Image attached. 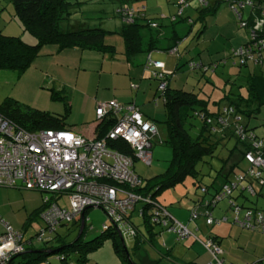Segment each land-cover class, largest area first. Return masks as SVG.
Instances as JSON below:
<instances>
[{
    "label": "rangeland",
    "instance_id": "obj_1",
    "mask_svg": "<svg viewBox=\"0 0 264 264\" xmlns=\"http://www.w3.org/2000/svg\"><path fill=\"white\" fill-rule=\"evenodd\" d=\"M78 1H80L79 6H76L78 12H75L70 16V24H75L74 19L78 17L82 18L81 21L89 26H100L108 31L115 32L121 28L122 20L114 10L115 4L119 5V2L113 0ZM174 1L176 0H173V2L172 0H142V4H140V6H145L147 19H155L160 16L171 15L172 13L169 11V7H172ZM187 1L188 5L183 7L184 13L182 17L186 14L190 15L194 24L192 25V28L190 27V35L182 41H184L183 44L186 42L191 50L184 52L182 56L183 59L181 58V62H184V65L177 69H175L176 67L174 65V61L177 59L176 56H172V54L169 55V60L172 59L171 65H173L171 67L172 69L169 70V80L171 81V86L175 88H183L184 90L194 91L203 89L205 93L210 95L212 94L208 107L215 109L218 104L221 106L220 108H222L223 105L226 104V102L220 98L222 96V88H225L226 90H236L237 86L242 82V79H240V81H235V83L232 84L231 81H226L224 73L233 71L236 72L239 68L238 66L231 65L230 62L222 64V61H220L215 67L214 64L216 61L213 62V65H211L209 70L205 72L203 71L204 68L191 69L189 67V60L187 62L186 60L189 58L199 59V57H197V52L200 50L202 51L208 44V41L204 39H208V35L210 33L217 31L221 22H216L214 15H211L210 13L204 14L201 19L202 13L200 10L203 6H201L200 1L186 0V2ZM6 2L7 0H3L2 5H5ZM134 4L139 6L137 3ZM224 7L226 8V6ZM4 10L5 9H2V11ZM216 13H219L218 15L220 16L225 15L221 11H217ZM231 15L232 21H234L231 29H242L244 31L245 38L248 39L249 34L246 29L239 26L233 12H231ZM163 21L167 22L168 19L166 18V20ZM203 24L207 27L203 32L199 33L200 42L196 45L197 47L193 46L194 40L192 41L191 39L203 28ZM167 25H169V23ZM190 28L186 27L184 29L185 34H187V31ZM154 30L155 29L152 31ZM27 35L29 36H26V38L32 37L31 39L35 41V38L31 34L28 33ZM30 42L31 40L28 39L27 43ZM104 43L113 44L115 46L116 58L119 54L121 55L123 52L122 50H124L123 40L121 36L117 34L106 36L104 38ZM177 43L178 46L181 47L179 48V51H182L181 49L183 46L181 45V40L180 42L177 41ZM48 47L52 46L44 45L40 48L37 56L22 71L17 69L0 68V103L6 97H12L27 107L47 110L51 113H60L63 111V101L58 99L55 94V91L59 90V84L64 83L65 85L70 86L68 81L75 84V79L77 77L76 74L84 73L88 75V77H85L83 80L90 83L85 84L81 91L74 89L76 95L71 106V116H73L78 113L80 107L83 105V101L86 99L84 97L88 96L87 98H92L93 92L98 85L100 88L102 82L110 77V74L107 71L109 63L105 62V60L102 61V54L95 50H85V56L83 55L84 58L81 56L80 59L78 58L73 62L72 58H64L62 56L63 52L60 54L61 56H58L57 54L47 53L46 50L42 51V49H47ZM77 51L81 52L82 50L79 49ZM90 52L93 54L91 57H88L89 60H86L85 57L87 53L89 54ZM163 55L166 57V52H164ZM194 62L198 63V61ZM248 63L253 62L250 61ZM115 65L117 66L118 63L115 62ZM174 69L175 73H171ZM214 69L215 71L213 72ZM260 70L261 69L257 67L258 73ZM242 71L244 72L245 68H242ZM261 72L264 73V69H262ZM89 77H91L92 80ZM207 79L210 80L206 81ZM80 82L81 80L78 81V84ZM240 89L241 91H244L243 87ZM82 93H84L85 96L82 95ZM68 94L70 99H72L73 94ZM157 98L160 99V103L163 105L161 97L159 96ZM212 100H215L216 103L212 102ZM90 107L91 103L89 99H86L83 108L88 109ZM69 117L70 116L68 115L66 121H69ZM93 119L95 118L93 117L92 120ZM164 119L165 115L163 119H161V117L157 119L159 129L158 139L160 140H157L158 142L154 141L155 143L153 142L154 152L152 155L151 165H146L140 160L135 161L133 164V169L140 178H148L154 174L164 171L172 157L171 148L164 143L166 137V124L163 122ZM246 119L247 118L242 117L241 122L245 123ZM263 119L264 105L257 117L249 120V127H252L251 120H254L255 123H260ZM187 121L191 124L189 132L192 136H194L198 129L199 120L197 118L190 117ZM263 128V124L256 127L253 126L248 132L253 133V135L255 134L256 138L264 141V135L262 134L264 132ZM233 142L234 139H230L227 146H219L217 148L213 157H206L204 161L199 162L196 165V168L199 170L198 179L201 181L200 184H203L208 188L207 193L202 192L200 187L195 185L193 178L190 175H187L183 181L163 188L157 195V202L161 205V209L164 210L166 214L162 215L160 220L161 224L153 223V230H158L160 228H163V230L159 234L155 235L153 244H149L148 241L142 243V253L146 254L151 259L158 258L159 254L162 252L161 250H164L162 239L165 238V240L170 242V246L174 248V256L182 259L183 262L190 261L195 257V253H201V260L204 263L207 262L206 264H215L217 258H221V254H218L216 258L204 246V243H206L205 241L208 239L206 236L210 233L216 234L224 242L226 248H221L222 254L228 258L227 260L233 262V264H264V231L243 228L234 224L232 221L234 211L230 206H228L229 199L227 197L218 200L215 205L211 203L208 207L211 217L215 220L213 224H208L206 222V216L204 215L206 212L204 207V203L206 202L205 200H212L213 193L215 192L214 188H220V190H222L224 188V184L228 181L237 183V186L231 192L232 197H234L235 193L242 194L235 198V203L264 211V185L261 184L260 180H257L254 177L251 179L254 183L253 186L255 188V192H250V190L246 189L247 182H249L248 179L251 177L247 172L250 169V163H248V161L240 159L237 167H235L229 174L230 180L228 181H225L222 174L217 172L223 163L222 159L227 155L228 151L226 149H230ZM254 169H257V167H254ZM241 174H243V177L238 180L237 177ZM49 195L50 193H42L39 190L0 186V216L3 220L8 222L14 230L22 231L24 239L32 237V242L37 244V233L44 230L45 222L39 214L40 210H36L35 213L32 211L41 205L43 196ZM135 208H138V210L136 211L135 209L132 213V221L140 228L143 234L146 233V236H148L143 224V217L138 215V211L141 208V202H138L135 205ZM193 209H196L197 213L200 214L198 219H191V211ZM222 217H225L227 220L222 221ZM173 220L182 226H185L189 232H191V228H194V226L195 228L197 227L196 230L194 229V234L191 232L193 236L191 234L183 237L179 235L177 236L176 232L171 229H167V226L174 224ZM108 222L109 218L103 209L98 207L88 208L85 217V230L82 234L83 238L89 239L100 233L102 231V225L107 224ZM187 224H189L190 227H187ZM56 228L60 242H69L74 240L79 233V227H73L71 224L58 225ZM176 228L179 230V227ZM1 229L2 228L0 227V230ZM46 235L48 236V234L44 232V236ZM123 243L129 250L131 259L137 261L135 253H133L134 251L131 249L133 238L123 233ZM70 255L73 261L76 260L77 255L75 253L72 252ZM51 257H55V255H52ZM86 257L88 258V262L90 264H122L120 258L113 251L110 238L103 239L101 245L86 253Z\"/></svg>",
    "mask_w": 264,
    "mask_h": 264
},
{
    "label": "trees",
    "instance_id": "obj_2",
    "mask_svg": "<svg viewBox=\"0 0 264 264\" xmlns=\"http://www.w3.org/2000/svg\"><path fill=\"white\" fill-rule=\"evenodd\" d=\"M138 1L139 0H132L127 3L124 1L121 3V1H119L120 3L117 5L115 12L121 18L122 25L119 30L112 32L105 30L100 26H89L81 21L82 18L78 17L74 19L75 24H70V16L73 13L78 12V9L76 8L80 3L78 0H10L14 18L18 20L25 31L35 38V41L27 43V41L23 40L19 35L4 34L0 31V68L17 69L19 71L24 70L37 56L38 51L44 45H55L56 50L79 48L91 49L99 53L108 52L114 54L115 46L113 44L104 43V38L113 34L121 36L124 44L123 53L127 57L133 56L142 50L144 30L158 27L161 20L166 18L171 23H174L177 20V18L171 19L172 16L177 15V11L173 15L147 19L144 11L145 9L142 7L143 5L140 7L132 4L137 3ZM176 1L174 2L177 5ZM217 1V3H225L232 10L239 26L247 29L249 38L240 46L231 48L227 55L216 61L214 67L217 66L220 61H222V64L230 62L231 65L238 67L245 66L250 61H262L261 54L264 49H258L257 46H255V39L251 38L250 32L254 17L260 16L258 5L262 0H250L252 1L254 11H249L245 19L243 16V10L239 8L234 12L232 8L233 6H236V3L239 0ZM201 6H203L200 10L202 13V19L204 14L209 13L210 10L212 12L213 10L210 9L212 6L209 5L207 0H203ZM177 8H179V6ZM183 13L184 10L182 8L179 16L183 15ZM239 14H241L240 20L238 17ZM243 20L245 21V25L242 26L241 22ZM190 22L191 21L188 23ZM203 27H205V24H203ZM258 35L259 37H264V27ZM172 48L176 49V47H171L169 48V51ZM238 48L245 50L251 49L252 52L255 53V58L248 59L244 63H239L237 58L232 56L231 52ZM176 53L177 52L175 51L171 54ZM189 62L194 61L192 60ZM212 63L208 67L206 64L201 63L200 68L206 67V69H208L213 65ZM262 63L264 64L263 61ZM148 69L158 70L155 67H150ZM156 72H161V70ZM236 75L238 77H236L234 81H231V83L233 84L235 81H240V79H242L241 84L237 86L236 90H225L222 88V96L220 98L223 99L226 104H224L222 108H220V106L219 108L211 109L208 107V97L210 94L205 93L203 89L194 91L170 87L168 83L170 74L165 73L163 78H159L155 74V77L158 80V85L162 81L166 83V87L163 90L158 89V92L160 93L165 110V119L163 122L166 124L167 132L164 143L171 148L172 157L164 171L148 178H141L143 181L142 184L132 189L135 193L150 198L149 202H141V208L138 211V215L143 217V224L148 233L146 240H142L143 238L138 226L134 224L131 219V212L128 216L131 224L137 230V234L134 236L129 235L133 238L131 249H133L132 251H134L133 253H135L137 261L131 259L130 252L127 248V251L123 248L120 237L123 239L124 230L120 228L119 224L109 215H107L109 222L102 225V231L100 233L89 239L83 238L82 234L85 230V217L88 211V208H86L82 212L84 218L82 229H80L81 215L71 222H62L60 224H71L73 227H79V233L74 240L60 242L56 228L53 234L42 238L41 242L30 244L23 252L14 255L8 264H32L40 260L49 259L52 255L57 256V258L60 259L61 264H90L86 257V253L101 245L105 238L111 239L113 251L120 258L122 264H184L174 258L171 250L161 252L156 259H151L141 252L142 243L148 241L149 244H153L154 236L159 231H153L154 221H151L150 219L152 210L155 206L160 205L156 200L157 195L163 188L183 181L187 175H190L193 178L195 185L199 186L201 191L202 188H204V193H207L208 188L205 185L200 184L201 181L198 179L199 170L196 168V165L199 162L204 161L206 157H213L217 148L219 146H227V143L232 138L234 139L233 145L230 149H226L228 152L226 157L222 159L223 163L217 170L218 173L222 175L227 174L228 172L230 173L235 167H237L240 159L246 160L245 153L252 152L255 149L252 147L254 141L262 142L263 146L260 149V152L264 157L263 141L256 138L255 134L253 135V133L248 132L250 128L241 122L242 117H257L261 105L264 104V76L258 72H248L245 75L240 76L237 72ZM242 87L244 88V91H241L240 88ZM55 92L58 99L63 101V111L60 113H51L47 110L30 108L21 104L19 101L15 100V98L6 97L0 103V115L10 121L17 128L26 131H36L41 129L70 130V124L66 121L67 113L70 111L69 94L66 91H62V89ZM128 103L134 102L131 101ZM135 106L140 112L138 106L136 104ZM95 108L94 116L96 120ZM190 117L199 120L198 129L194 136L189 132L191 124L190 122L188 123L187 119ZM114 122L115 118L110 116H106L101 121L97 122L96 138L103 136ZM108 145L124 154L130 156L134 155L130 145L124 140H111L108 142ZM262 173L261 178L263 183L261 184L264 185V169L262 170ZM251 179L252 178H249L248 181L252 183ZM214 190L215 192L212 197L218 193L220 188H214ZM45 197L52 199L58 205L68 207L67 202H65L66 197L61 193L54 192L50 193L49 196L42 197V205L36 209L40 210V213L47 205ZM61 197L62 202H65V204L58 202ZM232 198L233 197L231 196V199ZM36 210H34V213ZM147 212L149 213L146 214ZM72 252L77 255L76 260L74 261L70 257V253ZM187 264L195 263L192 262Z\"/></svg>",
    "mask_w": 264,
    "mask_h": 264
},
{
    "label": "built area",
    "instance_id": "obj_3",
    "mask_svg": "<svg viewBox=\"0 0 264 264\" xmlns=\"http://www.w3.org/2000/svg\"><path fill=\"white\" fill-rule=\"evenodd\" d=\"M199 1L202 3L203 0ZM176 2L179 6L176 16H179L187 2L186 0ZM232 8L234 12L239 8L241 10L249 8L250 11H254L250 0H239ZM258 9L260 16L254 17L250 32L251 38L255 39V46L258 49H264V37L258 35L264 27V0L260 2ZM176 16H172L171 19ZM238 17L240 20L241 14ZM241 25H245L244 20ZM175 51L176 49L172 48L169 52ZM231 52L239 63L255 58V53L251 49L238 48ZM189 66L196 69L201 67V63L189 62ZM144 67L161 69L163 63L148 56ZM155 74L159 78L165 75L163 71ZM165 87L164 81L158 85L159 90ZM95 115L97 122L106 116L115 118L114 124L99 138L82 136L71 130L26 131L17 128L0 115V186L20 187L46 193L55 192L66 197L68 207L58 205L52 199L45 197L47 205L40 213L45 227L37 233V243L47 236H44V232L48 235L53 234L62 222L73 221L90 207L103 209L119 224L125 234L133 236L137 234L136 228L128 218L129 213L134 210L138 202H149L150 198L143 197L132 190L143 182L134 171L133 164L137 160L146 165L151 164V150L157 134L156 125L145 120L134 103L123 104L114 99L98 102ZM117 139L126 141L134 155L124 154L108 145L109 141ZM262 146V142L254 141L252 144L254 151L245 153L246 161L250 163V169L247 171L251 176L249 178L259 179L261 183H263L261 177L264 169V157L260 152ZM241 177L243 174L237 177L238 180ZM236 186L237 183L228 181L224 184V188L212 197V200L204 203L206 222L212 224L215 221L208 210L210 204L214 205L218 200L227 197L228 204L234 211L232 220L234 224L264 231V211L243 207L231 199V192ZM246 189L254 192L251 182H247ZM202 192H205L204 188ZM196 209L191 211V219L200 216ZM163 214L166 213L161 209V205L155 206L150 219L154 223L161 224ZM173 223L166 228L176 232L177 236L192 235L185 226L174 220ZM0 227L2 228L0 230V264H8L14 255L23 252L30 244H34L32 237L24 239L22 232L14 230L1 216ZM176 227H179V230ZM208 239L204 246L217 258L221 250L211 238ZM215 264H223V261L217 258Z\"/></svg>",
    "mask_w": 264,
    "mask_h": 264
},
{
    "label": "crops",
    "instance_id": "obj_4",
    "mask_svg": "<svg viewBox=\"0 0 264 264\" xmlns=\"http://www.w3.org/2000/svg\"><path fill=\"white\" fill-rule=\"evenodd\" d=\"M2 1L3 0H0V9H1V11H0V31L4 34L19 35L23 40H26V41H28V39L31 41H34L31 39L32 37L26 38V36H29V35H27L28 32L25 31L22 28V26L20 25V23L18 22V20L16 18H14L13 14H12L13 8L10 4V0H7L5 5H2ZM113 1H116V2L121 1V3H123V1H124L125 3H127V2H130L132 0H113ZM141 2H142V0H139L137 2V4H139V6H140V4H142ZM172 2H173V0H172ZM208 2H209V5L212 6L210 9L213 10L212 12L210 10L209 13L211 15H214L215 21L221 22V25L217 29V31H214L208 35V39H204V40L208 41V44H207L206 48H204L202 51L200 50L197 52V55H198L197 57H199V59L189 58L186 60V62L188 60L189 61L190 60L198 61L200 63L206 64L207 67L212 62H215V61L221 59L222 57H224L225 55H227V53L230 51L231 48H236L248 40L245 38L244 31L242 29H238V30H236L235 28H233V30L231 29V26L234 22V21H232V15H231L232 10L225 3H223V2L217 3L218 2L217 0H208ZM132 4H134V3H132ZM117 5L115 4L114 10L117 7ZM157 6H159V5H157ZM213 6H214V8H213ZM224 6H226V8ZM142 7H144L145 15L147 16L145 6L143 5ZM177 7L178 6L175 4V2L173 3L172 7H169V11H171V13H172L171 15L175 14V12L177 11ZM2 9H5V10L2 11ZM230 10H231V12H230ZM217 11L218 12L221 11L225 15L220 16V15H218L219 13H216ZM249 11H250L249 8H245L243 10L244 19H245V17H247V14ZM176 18H177V20L174 23H171L168 20L167 22L169 23V25H167L168 24L167 22L163 21L166 19H163V20H161L160 24L158 25V28L153 27V28H149V29L144 30L145 32L143 35L142 50H140L138 53H136L133 56L127 57L122 52V54L121 55L119 54V56L116 58V52L114 54L108 53V52L101 53L102 54L101 55L102 61L105 60V62L109 63L107 71L110 74L109 75L110 77L102 82L100 88L98 85V87L93 92L92 98L91 97L87 98L88 96L84 97L87 100L89 99V101L91 103L90 108H88V109L83 108L84 103L86 101V99H85L83 101V105L80 107L78 113L71 116V113H72L71 112V106H72V103L74 102L75 95H76L74 92V89L77 91H79V90L81 91L84 88L85 84H89L90 82L87 83L83 80L85 77H88V75H86L84 73H82V74L77 73L76 74L77 77L75 79L76 80L75 84L71 83L70 81H68L70 86H67L64 83L59 84V89H62V91H66L70 94H73L72 99H70V101H71L70 111L67 113V116H66V119H67L68 115L70 116L69 121H67V122L70 124V130L71 131H73L77 134H80L82 136L95 137L96 136L97 121L95 119L92 120V118L93 117L95 118L94 108L99 101L109 100V99H114L120 103H128V102L133 101L138 106V108L140 109V112L142 113L143 118L145 120H148V121L155 123L156 129H157V134H156V137L154 139H155V142H158L157 140H159L158 139L159 138V129H158V125H157V119L160 117H161V119H163V117L165 115V110H164V105H162V103H160V99L157 98L160 96V93L158 92V80L155 77V72L158 70L159 71L164 70L163 71L164 73L170 74L169 70L172 69L171 67L173 65H171L172 59L169 60V55L171 54L169 52V48L176 47V49H177L176 50L177 53L172 54V56H176V58H177L176 61H174V65L176 67L175 69L184 65V62L183 63L181 62V58L183 59L182 56H183L185 51L191 50V49H189V45L186 44V42L184 43L186 45L183 44L184 41H182V40L184 38L186 39V37H188L190 35L191 28H192V25L194 24V21L192 20L191 16L187 15V14L184 15L183 17H182V15H181V17L177 16ZM189 21H191V22L188 23ZM186 27L187 28L191 27L187 31V34H185V31H184V29ZM206 27L207 26L205 25V27H203L202 30H200L198 33H196V35L191 39L192 41L194 40L193 46H196L200 42V39H199L200 34L199 33L203 32ZM153 29H155V30L152 31ZM246 31H247V29H246ZM180 40L182 42L181 45L183 46V48L181 49L182 51H179L180 50L179 48H181V47L178 46V43H177V41L180 42ZM51 46L52 47H48L47 49H42V51L46 50L47 53L57 54L58 56H61L60 54H62V52H63L62 56L64 58H68V59L72 58L73 62L78 58L80 59L81 56H82V58H84L85 52H86L85 50H88V49H81L82 50L81 52L77 51V50H79V48H69V49H63V50H56L55 45H51ZM123 49H124V47H123ZM122 51H124V50H122ZM164 52H166V55H167L166 57H165V55H163ZM89 54L87 53V55L85 57L86 60H89L88 57L89 56L91 57L93 53L90 52ZM148 56H150L154 60L161 61L163 63V67L161 69H158V70L145 68L144 63H145L146 58ZM261 60L264 61V50L262 51V54H261ZM262 61L247 63V65L242 66L241 68L238 67L239 69L236 72L233 71V72L224 73V77H226L225 78L226 81H234V79H236V77H238L236 75L237 72H238L239 76L245 75L248 72L257 73L258 72L257 67L259 69H261L259 71V73H261L264 76V73L261 72L262 69H264V64L262 63ZM115 62L118 63L117 66L115 65ZM242 68H245L244 72L242 71ZM175 69L171 73H175ZM205 69H206V67L203 69L204 72L209 70V68L206 70ZM214 71H215V69L213 70V72ZM79 77H80V79H79ZM89 78L92 80L91 77H89ZM210 79H211V76H210ZM210 79H207L206 81H209ZM219 79H222V78H219ZM79 80H81V82L78 84ZM168 83H169V86L172 87L170 80L168 81ZM82 95L85 96L84 93H82ZM211 95L208 97L209 101H211L210 100ZM209 101H208V103H209ZM212 102L216 103L215 100H212ZM263 105H261L259 113L261 112ZM219 107L220 106L217 104V108H219ZM245 118H247V119H246V122L244 124L248 128L252 129L253 126L256 127V126L261 125V124H263V126H264V119H263L260 123H255L254 120H251L252 121V124H251L252 127H249V124H248L249 120L251 118H255V117H247L246 116ZM87 124H89V125H87ZM165 131L167 132L166 129H165ZM262 134L264 135V132ZM153 146H154V144H153ZM151 152L153 155L154 147H152ZM230 173L228 172L227 174H224L225 176L222 175L225 181L230 180V178H229ZM253 184L254 183L252 181V185ZM216 189H218V188H216ZM254 192H255V188H254ZM235 195L232 198L233 200H235V198L237 196L242 195V194L241 193H237V194L235 193ZM58 202L65 204L66 201L62 202V197H61V198H59ZM41 205H42V203H41ZM41 205H39L36 209H38ZM240 205H242L243 207H249V206H244L243 204H240ZM36 209H34V210H36ZM135 209L136 208H134V210ZM34 210L32 212H34ZM134 210H132L130 213L131 219H132V213L134 212ZM137 210H138V208L136 209V211ZM224 216H226V215H224ZM197 219H198V217H197ZM232 219H233V217H232ZM228 220H229V218H228ZM222 221H225V220H222ZM189 222H191V221H189ZM187 227H190L189 224H187ZM196 228H195V226H194V228H191V232L193 234L195 233L194 229L196 230ZM138 229L142 235V238H143L142 240H146V237H147L146 233L143 234V232L140 230L139 227H138ZM158 230H153L155 232L158 231V233H156L155 235L159 234L163 230V228H160ZM193 234H192V236H193ZM206 237L211 238L217 244V246L220 248V250H221V248H223V249L226 248L224 242L216 234L208 233ZM202 241H204V240H202ZM169 243H170L169 241H167V240H165V238H163L162 239V245H164V250H161V251L165 252L166 250H171L172 255L174 256V254H173L174 248H172ZM161 249H162V247H161ZM219 254H221L220 259L223 261V263L233 264V262L227 260L228 258H226V256L224 254H222V250H221V253H219ZM174 258L176 260L184 263V264L192 263V262L195 264H206L207 263V262L204 263L201 260V253H198V254L195 253V257L192 258L188 262H183L182 259L176 258L175 256H174ZM32 264H61V263H60V259L57 258V256H55V257H50L49 259H46V260H40V261L34 262Z\"/></svg>",
    "mask_w": 264,
    "mask_h": 264
},
{
    "label": "water",
    "instance_id": "obj_5",
    "mask_svg": "<svg viewBox=\"0 0 264 264\" xmlns=\"http://www.w3.org/2000/svg\"><path fill=\"white\" fill-rule=\"evenodd\" d=\"M80 223H81V225H80V229H82V227H83V225H84L83 214H81V216H80ZM120 239H121V242H122L123 248L127 251V249H126V247H125V245H124V243H123V239H122L121 237H120Z\"/></svg>",
    "mask_w": 264,
    "mask_h": 264
}]
</instances>
